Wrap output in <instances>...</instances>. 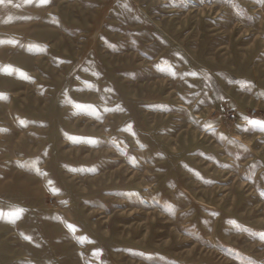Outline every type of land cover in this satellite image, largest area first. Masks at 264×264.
<instances>
[{
    "label": "rangeland",
    "instance_id": "374dc122",
    "mask_svg": "<svg viewBox=\"0 0 264 264\" xmlns=\"http://www.w3.org/2000/svg\"><path fill=\"white\" fill-rule=\"evenodd\" d=\"M0 264H264V0L0 2Z\"/></svg>",
    "mask_w": 264,
    "mask_h": 264
},
{
    "label": "snow or ice",
    "instance_id": "6c2138e0",
    "mask_svg": "<svg viewBox=\"0 0 264 264\" xmlns=\"http://www.w3.org/2000/svg\"><path fill=\"white\" fill-rule=\"evenodd\" d=\"M0 2H3V0H0ZM89 142L94 143V141H89Z\"/></svg>",
    "mask_w": 264,
    "mask_h": 264
}]
</instances>
